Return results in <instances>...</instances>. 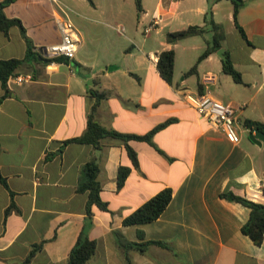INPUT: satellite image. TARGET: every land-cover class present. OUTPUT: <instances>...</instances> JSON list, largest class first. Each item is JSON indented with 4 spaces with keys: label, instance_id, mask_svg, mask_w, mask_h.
<instances>
[{
    "label": "crops",
    "instance_id": "1",
    "mask_svg": "<svg viewBox=\"0 0 264 264\" xmlns=\"http://www.w3.org/2000/svg\"><path fill=\"white\" fill-rule=\"evenodd\" d=\"M92 1L16 0L5 8L8 18L22 22L35 54L60 43L59 18L74 24L80 43L69 63L51 64L39 56L23 64L14 76L32 81L9 80V96L0 104V171L9 187L0 183V264H68L84 228L97 242L86 264H126L113 230L131 242H163L171 248L134 249L129 253L133 264H264V242L257 246L242 233L250 209L221 198L233 193L264 205L259 189L264 144L250 139L258 130L247 126L264 124V0H244L238 24L245 36L230 0H140V11L137 0ZM209 11L225 39L221 50L199 62L213 42L205 19ZM193 26L206 32L175 44L167 41L169 33ZM172 49L175 68L168 83L158 60ZM226 51L242 83L223 72ZM26 55L19 27L8 36L0 33V61ZM194 67L196 72L186 76ZM92 91L107 94L96 120L108 130L144 136L170 124L154 135L153 144L113 137L102 139L99 148L64 144L85 134L96 102ZM206 92L224 104L244 106L238 114L239 144L211 129L188 104L186 96ZM4 94L0 81V100ZM126 144L137 154V167ZM93 159L111 213L94 206L89 218L88 194L78 187ZM121 167L131 172L119 189ZM165 189L173 198L159 219L124 226L125 218Z\"/></svg>",
    "mask_w": 264,
    "mask_h": 264
},
{
    "label": "trees",
    "instance_id": "2",
    "mask_svg": "<svg viewBox=\"0 0 264 264\" xmlns=\"http://www.w3.org/2000/svg\"><path fill=\"white\" fill-rule=\"evenodd\" d=\"M16 0H5L0 3V33L9 35V31L12 27H19L23 38L27 43V55L23 60L11 59V60H1L0 61V81L2 82L5 94L0 100V104L4 99L9 96L8 82L12 76L15 75L17 70L25 63L31 60H37L40 54H35L33 49V42L27 37L26 29L23 26L22 22L18 19L8 18L5 14V8L14 3ZM93 4L92 0H88ZM234 4V18L236 26L239 29L240 33L244 35L243 29L238 24V14L241 8L244 6V0H230ZM138 10H141L140 0H137ZM206 22L212 28L214 33L213 42L210 47L202 54L199 59V62L206 59L209 55L214 52H217L222 49V42L225 39L224 31L221 25L215 23L213 19L212 11H209L206 15ZM206 32V27L193 26L189 27L186 30L169 33L167 35V41L169 43L175 44L183 39L201 36ZM49 63H69V60L66 58H56L54 60H49ZM222 65L223 72L233 78L236 83H242L241 74L235 69L230 53H222ZM175 68V51L168 50L164 51L159 55L158 60V70L161 77L168 83H172L173 75ZM196 72V67L192 68L187 74L191 75ZM93 97L96 99V102L92 108L91 114L88 120V127L85 134L79 138H74L71 140L65 141L64 144L78 143V144H91L96 148L100 147V142L102 139L107 137H113L120 140H123L125 143H128L131 140L147 142L153 144L154 135L166 128L170 121L163 123L153 129L150 133L144 136L133 135V134H121L116 131H111L100 125L96 120V112L101 102L107 98L106 93H99L92 91ZM247 126L254 127L255 130H260L264 132V124L258 122H248ZM129 157L131 158L133 165L138 166V159L136 152L126 144ZM131 172L130 168L121 167L118 173V188L121 189L125 184L129 174ZM83 177L80 181L78 192L81 194H88V202L86 206V214L89 218L93 216V207H97L102 212L111 213L108 203L104 202L101 197L102 186L99 181L100 167L96 159L88 162L83 168ZM0 183L8 187L7 180L2 176L0 171ZM173 198V191L171 189H165L158 193L156 196L148 200L144 205L139 209L134 211L130 216L124 219V226H134L142 225L156 221L160 216L166 211L169 204ZM221 198L229 201L241 204L248 209H250V218L248 222L242 227V233L248 236L257 246H261L264 242V205L255 203L246 198L239 197L233 193H223ZM10 212V209L8 210ZM113 236L116 240L117 245L124 251V259L126 264H133L130 256V251L136 249L141 253H145L150 245L156 244L161 247L171 249L166 243L163 242H144V243H135L127 240L118 230H113ZM140 238L143 239V234H139ZM56 237V236H55ZM46 242L41 243L39 246L34 247L30 257L35 255L38 250L43 248V245ZM97 250V242L91 240L88 236V231L84 228L80 234L77 243L72 248L68 264H86L88 263L95 255Z\"/></svg>",
    "mask_w": 264,
    "mask_h": 264
},
{
    "label": "built area",
    "instance_id": "3",
    "mask_svg": "<svg viewBox=\"0 0 264 264\" xmlns=\"http://www.w3.org/2000/svg\"><path fill=\"white\" fill-rule=\"evenodd\" d=\"M57 26L61 34L60 43L48 46L39 51V53L48 61L62 57L71 61L76 57L79 49V33L74 24L65 18L57 19ZM152 29L153 26L146 28L144 31L145 35L149 34ZM11 79L18 84L32 81V77L26 78L22 76H12ZM186 99L188 104L211 129L222 133L232 144L237 145L240 143L241 133L238 129V114L244 106L236 103L224 104L217 100L210 92L197 96L188 95ZM259 189L264 190V182L261 183Z\"/></svg>",
    "mask_w": 264,
    "mask_h": 264
},
{
    "label": "water",
    "instance_id": "4",
    "mask_svg": "<svg viewBox=\"0 0 264 264\" xmlns=\"http://www.w3.org/2000/svg\"><path fill=\"white\" fill-rule=\"evenodd\" d=\"M250 139L256 143L257 145H261V144H264V133L261 132V131H256L254 134H250L249 135Z\"/></svg>",
    "mask_w": 264,
    "mask_h": 264
},
{
    "label": "rangeland",
    "instance_id": "5",
    "mask_svg": "<svg viewBox=\"0 0 264 264\" xmlns=\"http://www.w3.org/2000/svg\"><path fill=\"white\" fill-rule=\"evenodd\" d=\"M229 44V43H228Z\"/></svg>",
    "mask_w": 264,
    "mask_h": 264
}]
</instances>
